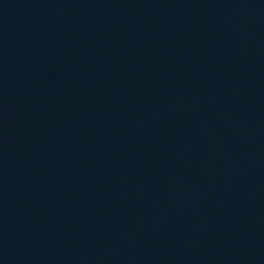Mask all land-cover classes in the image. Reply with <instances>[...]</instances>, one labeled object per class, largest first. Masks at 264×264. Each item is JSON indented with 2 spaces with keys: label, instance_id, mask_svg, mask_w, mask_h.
Segmentation results:
<instances>
[{
  "label": "water",
  "instance_id": "water-1",
  "mask_svg": "<svg viewBox=\"0 0 264 264\" xmlns=\"http://www.w3.org/2000/svg\"><path fill=\"white\" fill-rule=\"evenodd\" d=\"M0 264H264V0H29Z\"/></svg>",
  "mask_w": 264,
  "mask_h": 264
}]
</instances>
